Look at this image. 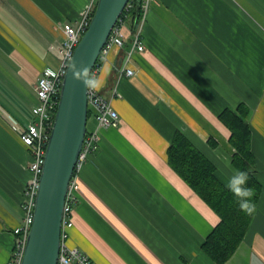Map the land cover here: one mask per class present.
Here are the masks:
<instances>
[{
	"label": "crops",
	"instance_id": "crops-1",
	"mask_svg": "<svg viewBox=\"0 0 264 264\" xmlns=\"http://www.w3.org/2000/svg\"><path fill=\"white\" fill-rule=\"evenodd\" d=\"M86 2L0 0V264L10 257L30 177L18 129L32 119L41 70L58 65L63 25ZM130 29L122 28L123 49L114 48L96 75L119 123L100 129L81 169L67 244L92 264H216L201 244L219 217L169 165L166 150L182 131L226 185L235 149L218 114L241 104L262 189L242 241L222 264H264V0H156L144 48L130 61L135 73L126 75L120 65Z\"/></svg>",
	"mask_w": 264,
	"mask_h": 264
},
{
	"label": "built area",
	"instance_id": "built-area-1",
	"mask_svg": "<svg viewBox=\"0 0 264 264\" xmlns=\"http://www.w3.org/2000/svg\"><path fill=\"white\" fill-rule=\"evenodd\" d=\"M155 1L139 0V13L133 24H131L129 46L124 51L120 73L126 75H133L135 73V69L130 67V61L135 51H142L144 48L141 40L142 30L148 11ZM96 3L97 0H87L74 23H65L63 25L64 36L56 49L58 65L54 69L45 67L41 70L36 80L35 92L37 101L31 108L32 119L24 127L18 129L19 139L29 153L28 170L30 177L23 188V199L20 204L22 219L12 229L14 243L6 264L21 263L26 237L33 220L39 177L44 163L45 149L59 99L62 79L67 62L89 24ZM135 6L136 0H129L126 3L124 10L101 48L98 59L90 73V76L95 77V81L102 63L108 60L110 52L114 48L123 49L125 41L122 28L126 24L131 23V12ZM87 101L88 110L94 117L96 124L93 128H86L83 143L68 184L62 211L60 248L57 264H92L84 252L67 244L69 229L73 225L72 210L77 200L81 169L98 146L100 129L116 127L119 123L117 111L113 108L110 100L101 93L97 83L94 85L88 83Z\"/></svg>",
	"mask_w": 264,
	"mask_h": 264
},
{
	"label": "water",
	"instance_id": "water-1",
	"mask_svg": "<svg viewBox=\"0 0 264 264\" xmlns=\"http://www.w3.org/2000/svg\"><path fill=\"white\" fill-rule=\"evenodd\" d=\"M128 1L97 0L67 62L20 264H57L65 195L87 128L88 78Z\"/></svg>",
	"mask_w": 264,
	"mask_h": 264
},
{
	"label": "trees",
	"instance_id": "trees-1",
	"mask_svg": "<svg viewBox=\"0 0 264 264\" xmlns=\"http://www.w3.org/2000/svg\"><path fill=\"white\" fill-rule=\"evenodd\" d=\"M138 13L135 6L131 24ZM237 108L238 112L225 108L218 117L230 130L229 142L235 149L232 164L248 172L249 179L244 186L254 188L255 195L251 199L257 204L262 188L253 174L255 156L250 146L251 130L245 120L248 109L241 104ZM166 154L169 165L218 215L219 221L205 237L201 249L216 264H222L242 241L254 213L248 215L239 208V198L217 178L214 162L182 131L174 133Z\"/></svg>",
	"mask_w": 264,
	"mask_h": 264
},
{
	"label": "clouds",
	"instance_id": "clouds-1",
	"mask_svg": "<svg viewBox=\"0 0 264 264\" xmlns=\"http://www.w3.org/2000/svg\"><path fill=\"white\" fill-rule=\"evenodd\" d=\"M88 83L94 85L96 83L95 77L90 76ZM224 159L227 163V157ZM234 172L235 174L230 177L225 186L239 198L237 202L239 208L246 214L251 215L256 210V204L251 199L255 195L254 188L244 186L249 179L248 172L239 169H236Z\"/></svg>",
	"mask_w": 264,
	"mask_h": 264
},
{
	"label": "rangeland",
	"instance_id": "rangeland-1",
	"mask_svg": "<svg viewBox=\"0 0 264 264\" xmlns=\"http://www.w3.org/2000/svg\"><path fill=\"white\" fill-rule=\"evenodd\" d=\"M91 124H92V117H91V114H90L89 117H88V119H87V128H90L91 127Z\"/></svg>",
	"mask_w": 264,
	"mask_h": 264
}]
</instances>
